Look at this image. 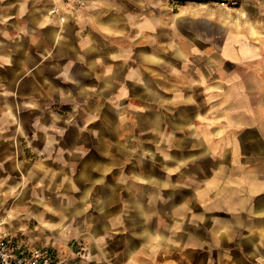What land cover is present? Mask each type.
Segmentation results:
<instances>
[{
	"label": "crops",
	"instance_id": "1",
	"mask_svg": "<svg viewBox=\"0 0 264 264\" xmlns=\"http://www.w3.org/2000/svg\"><path fill=\"white\" fill-rule=\"evenodd\" d=\"M171 2L0 0V95L33 102L56 80L59 97L69 78L95 118L127 130L118 140L106 129L95 159L105 229L100 217L95 228L120 249L106 264H264L263 53ZM131 133L152 138L139 145ZM135 149L115 161L114 150ZM18 235L59 257L48 239Z\"/></svg>",
	"mask_w": 264,
	"mask_h": 264
},
{
	"label": "rangeland",
	"instance_id": "2",
	"mask_svg": "<svg viewBox=\"0 0 264 264\" xmlns=\"http://www.w3.org/2000/svg\"><path fill=\"white\" fill-rule=\"evenodd\" d=\"M171 1L170 10L189 16L194 25L204 21L211 34H244L264 56V0ZM50 69L52 76L53 64ZM64 79L67 83L69 78ZM60 81L59 97L52 94L56 80H50V95L36 94L33 102L22 92L17 97L0 95V222L28 244L42 246L38 238L48 239L64 264H106L108 251L112 256L120 249L116 243L108 248L105 233L95 228L100 217L105 229V197L96 189L98 180L105 182V167L95 159L106 153V129L111 127L118 140L127 130L120 121L95 118L88 91ZM130 137L139 145L152 138L134 133ZM134 151L114 150L115 161L123 155L139 156ZM61 244L64 253L58 249Z\"/></svg>",
	"mask_w": 264,
	"mask_h": 264
},
{
	"label": "built area",
	"instance_id": "3",
	"mask_svg": "<svg viewBox=\"0 0 264 264\" xmlns=\"http://www.w3.org/2000/svg\"><path fill=\"white\" fill-rule=\"evenodd\" d=\"M86 0H64L73 8L82 9ZM56 7L48 13L56 15ZM0 264H64L52 250L47 248L28 247L18 234H12L0 222Z\"/></svg>",
	"mask_w": 264,
	"mask_h": 264
}]
</instances>
